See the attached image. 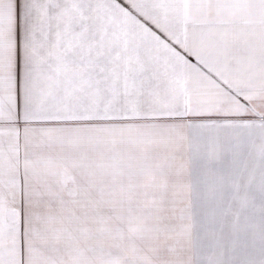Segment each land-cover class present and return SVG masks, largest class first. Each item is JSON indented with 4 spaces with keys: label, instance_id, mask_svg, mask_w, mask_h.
I'll return each mask as SVG.
<instances>
[{
    "label": "snow or ice",
    "instance_id": "snow-or-ice-1",
    "mask_svg": "<svg viewBox=\"0 0 264 264\" xmlns=\"http://www.w3.org/2000/svg\"><path fill=\"white\" fill-rule=\"evenodd\" d=\"M0 264H264V0H0Z\"/></svg>",
    "mask_w": 264,
    "mask_h": 264
}]
</instances>
